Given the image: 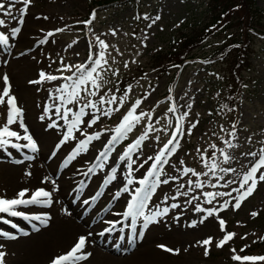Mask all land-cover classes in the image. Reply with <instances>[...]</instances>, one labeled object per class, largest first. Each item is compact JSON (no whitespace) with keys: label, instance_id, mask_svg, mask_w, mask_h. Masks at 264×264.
Instances as JSON below:
<instances>
[{"label":"rangeland","instance_id":"374dc122","mask_svg":"<svg viewBox=\"0 0 264 264\" xmlns=\"http://www.w3.org/2000/svg\"><path fill=\"white\" fill-rule=\"evenodd\" d=\"M0 1L14 11L13 16L3 20L4 24L0 25V33L18 28L22 23L19 35L14 43L17 53L15 51L11 52L12 55L14 54L12 57L18 55L17 59H10L7 62V67H0V73H8L16 86L20 83L21 87L24 88L20 91L15 88L17 90L16 95L22 102L25 111L27 110L25 114L26 121L29 124L31 122V131L41 146L40 151H32L31 153L18 142L23 148V155L11 146L7 148L0 147V152L5 153V157L2 158L5 160H0V197L8 199L15 198L20 190L31 186H38L37 189H47L46 185L49 177L46 176L47 172L44 171V165L39 162L38 158L44 148L41 143V135L50 137V142L47 145L48 150L45 149L42 153V156L47 155L45 160L48 159L49 161H52L55 157L48 156L51 143H54L55 138L59 137V135L52 136L53 129L51 130L50 125V131L43 129L44 112L33 107L32 104L49 83L54 86V84L62 85L65 81L48 82L45 80L28 86L24 84L28 83L29 80L36 81L34 79L40 71L60 76L61 72L57 70L63 68L65 64L73 65L83 62L87 67H91L92 61L88 59L89 50L92 49L97 53L103 51L104 60L107 63L102 61V67L97 69L102 77L98 81L100 89L97 95L86 96L84 92H81V96L85 100L97 101V107H101L98 103L101 95L107 94V99L115 94L119 98L112 86L113 81L137 73V69L144 66L151 52L168 46L171 42L172 31L180 27L185 19L196 20L199 18L204 4V0H142L143 5L145 4L148 9L143 13L138 27L133 30L131 27L132 8L127 6L120 12H113V9L107 7L102 9L100 4H105L110 0H31V4L27 6L23 4V0ZM254 4L256 7L262 8L264 0H254ZM84 18L89 19L91 23L81 25ZM102 26L106 29H102ZM57 29L62 31H57ZM113 31H115V35H113ZM49 32H52L53 35L48 36ZM42 40L44 43H41ZM100 40L108 45L106 49L102 48L99 43ZM2 60L4 59L0 56V63ZM250 61L252 70L248 76L251 77V80L247 82L244 89L246 91L245 93L242 92L237 112L232 118L223 117L216 109V95L220 87L218 80L206 78L202 69L190 63L180 70L172 82H168L166 74L157 79L152 72L141 79L135 80L123 91L122 106L119 99L116 104L104 106L105 109L119 107L120 110L111 112L108 116L98 112L95 113L100 116V119L92 127H87V121L92 118L94 110L85 109L87 115L83 117L84 124L80 126L84 132L93 134L108 131L110 132L108 136H111L114 133L110 130L116 127L133 103L138 99L141 100L142 103L137 108V114L143 112L146 115L131 132L111 146L109 150L110 155L123 153L127 145L133 143L145 131H148L150 125L151 130L148 131L147 137L132 154L133 159L139 157L140 163L148 156H155L153 154L158 153L163 148L164 144L176 131L178 122L183 130L177 137L180 141L177 150L169 156L168 166L162 167L161 179H168L169 183L158 188L156 193L160 196V199L156 194H151L148 207L145 209H149L157 200L158 202L166 201L165 206L170 202L178 205L184 203V206L180 208L182 209L180 212L186 214L188 210L194 211L196 215L190 212L191 218H201L203 220L202 227H207L208 230L214 226L217 228L213 229V234H209L205 228L190 233L188 241L183 247L180 244L177 249L171 252L164 251L161 253L160 249L156 250L154 246L151 251L158 252L157 256L159 258L156 264H264V261L251 262L232 259L234 255L241 257L264 256V239H262L264 238V181L258 182L252 194L240 202L239 209L233 208L236 203L233 197H239L240 195L239 192L233 191V189L239 188V181L250 166L249 161L253 160L252 157H245L243 154L259 152L264 149V41L256 44L255 53ZM125 64H127V67H125ZM212 67L218 69L217 66ZM70 74L69 72H63V75ZM3 86L4 82L0 78V91H2ZM82 87L91 90L90 84H85ZM145 96H147V99H144ZM83 102L82 100L81 103ZM4 104L0 105V112L4 110ZM68 107H72L73 111L77 110L74 105H68ZM169 107H175L176 111L168 112ZM183 113H188V115L181 120L180 117L183 116ZM30 115H32L31 121L28 119ZM34 115L40 116L37 123H33ZM149 116L152 119H149ZM69 119H71V114ZM193 124L196 125L194 128L192 127ZM189 129H191L190 134ZM232 132L235 133V138L229 135ZM77 133L80 132L74 131L73 135ZM227 140H230L237 147H227L224 143ZM17 141L14 140L11 143L16 144ZM70 144V141H67L65 147ZM212 145L216 147L213 148ZM220 149L233 157L229 163H223ZM32 156L33 158H28ZM12 157L17 159L15 163L10 162ZM167 157L166 155L165 158ZM181 160L184 161L183 164H180ZM213 163H218L220 168L231 167L236 171L225 174L217 169L216 174L213 175L210 171V166ZM5 166H13L16 169L6 168ZM185 168L192 169L196 175H193V172L185 174L183 171ZM261 171H264V169H261ZM67 172L68 167L60 174L57 181L65 174L69 175ZM26 173H31V175ZM204 173H207V175H204ZM49 176L53 177L50 174ZM173 177L175 179H172ZM218 177H224V179H218ZM188 178L199 180L202 187L196 188L197 182H193ZM85 180L86 184L82 185V188L85 186L88 189L93 186L94 182L88 180V176H85L83 181ZM188 181L192 183L189 184ZM227 181H235V183L225 186ZM68 184L72 191L76 188L75 183L72 186L69 182L66 185ZM181 184L184 185L183 188L180 187ZM213 184L217 187H213ZM97 185L96 182L95 187L90 190H96ZM212 189L217 190L214 194L231 192L232 195L223 197L217 195L214 199L210 198L212 203L209 205L205 202L209 197H205L203 193L212 192ZM183 193H187V195H183ZM28 196H30L29 192ZM183 196L189 198L188 201L191 202H185L186 198ZM172 197H175V199ZM193 197H196V199H193ZM170 198L172 199L170 200ZM198 200L201 201L200 206L202 208L211 207L214 214L209 217L207 212L197 213L195 205L199 204ZM225 201H227V204H225ZM217 202L221 205L216 206ZM124 207H126L125 204H120L114 207L113 211L112 207L111 210L109 208L110 213H107L108 216L104 219L103 226H111L122 220L123 210H125L122 208ZM48 208L53 212L58 207L54 203ZM216 209L220 210L217 212ZM252 212H256L257 215L253 217ZM201 219H197L198 224H200ZM220 219L225 221L224 231L221 230ZM215 221L217 224H215ZM84 224H87L90 230L96 228L89 221ZM100 225L98 224L97 227L101 228ZM217 231L220 233H217ZM207 233L212 238V243L209 245L197 243L202 241ZM229 233L235 235L222 247H217V244ZM160 234L156 237L158 239L157 246L159 242L167 243L168 234ZM162 236L165 238L160 240ZM34 237L33 235L28 240L30 241ZM24 243L25 240L17 245L6 244L7 247L0 249V251L6 253L5 264H49L54 256L65 253L71 248L64 245L39 250L32 246L33 243ZM197 246V250L193 249ZM206 248L208 250L207 255H205ZM174 253L175 255L170 257ZM109 264L113 263L109 262Z\"/></svg>","mask_w":264,"mask_h":264},{"label":"snow or ice","instance_id":"6c2138e0","mask_svg":"<svg viewBox=\"0 0 264 264\" xmlns=\"http://www.w3.org/2000/svg\"><path fill=\"white\" fill-rule=\"evenodd\" d=\"M24 5H30L31 0H23ZM0 8H3V5L0 4ZM47 19V17H45ZM159 19V17H157ZM87 23H91V21H88ZM4 21L0 20V25H3ZM151 27V25H149ZM20 31L19 28L12 29V34L15 35ZM57 31H62L61 29H57ZM115 31H113V35H115ZM48 36H52L53 33L49 32L47 34ZM99 39V38H97ZM8 38L0 34V43L6 44ZM41 43H44L42 40ZM100 45L103 49H106L108 47L107 44L103 40L99 41ZM88 59L92 61V66L87 67L85 63H79V64H73V65H67L65 64L63 68L58 69L57 71L61 72L60 76L51 75L46 73L45 71L39 72V79L36 81H30V83H40L42 81H56V80H63L65 83L58 86L56 91L60 93V96L57 97L59 99L60 104L55 107V111L59 119H62L65 124L67 125V132L64 134L63 139L56 145L57 148H59L62 144L66 143L69 140H75L76 137L73 135L74 131L80 132L82 136H84V139H80L76 145V147L73 149V153L70 154V158L74 159L76 155H79L81 152L88 151L89 145L94 140L100 139L102 132H96L93 134H88L84 132L83 128L80 127L82 124H84L83 117L87 115L85 112V109H92L93 114L92 118L87 121V127H92L97 123V121L100 119L99 115H96L95 113H101L104 116H108L111 112L119 111V107H108L104 108L105 105L111 106L113 104H116L118 99L119 103L122 106L123 104V98H118L115 94H112L109 98L106 99V95H101L99 97V105L101 107H97V101L93 100H85L84 97L81 96V92H84L86 96H96L99 89L100 84L98 83L99 80L102 79L100 73L97 71L98 68L102 67V61L104 63H107L106 60H104V52L100 51L99 53L95 52L94 50H89ZM125 67H127V64H125ZM75 69V71H73ZM63 72H69L70 75H63ZM79 73V75H77ZM95 74V75H94ZM115 74V73H114ZM2 80L4 82V86L2 88V91H0V105L7 103L8 111L6 116V123L3 127H0V147L7 148L9 146L19 148L20 145L12 144L11 140L12 138L15 139H21L28 141V144L24 145V147H30L33 152L37 150L36 142L33 140L31 135H24L23 137L20 136V134L16 131L11 130L9 127L10 125H13L14 123L19 120V127L22 129H25V125L22 120L23 111L22 109L17 105L16 103V97L12 96L11 93V85L9 83V77L5 74L2 77ZM85 84L91 85V90L85 89L82 86ZM5 98L7 100L5 101ZM144 99H147V96L144 97ZM84 101L81 103V101ZM142 103L141 100H137L135 103L132 104L129 111L122 117L121 121L116 125V127L110 131H112L114 134L110 136L107 143L104 145V150L99 151L97 156L95 157L96 167H99L103 169L104 163L108 162L109 157V150L111 149V146L118 143L121 139H123L127 133L131 132L132 129L140 123L141 119L146 115L145 113L141 112L137 114V108ZM68 105H74L77 110L73 111L72 107H68ZM191 107V105H189ZM47 111V109H45ZM175 107H169L168 112H175ZM71 114V119H69V116ZM188 113H183V116L180 117L182 120L184 117H186ZM43 119V117H41ZM149 119H152L151 116L148 117ZM198 123V121H197ZM51 127H56L57 125L53 123L50 125ZM196 125L193 124L192 127L194 128ZM151 130V126H148V131ZM148 131H145V133L138 137L133 143L126 146L123 153H121L118 157L119 161H126V167L128 169V178L126 179V184L120 189V191L127 192L128 191V185H131L133 183L132 173L136 170L133 168V165L137 164V160L132 158V154L140 147L143 140L147 137ZM183 130L179 126V122L177 123L176 131L172 134V137L167 141L166 144H164L163 148L160 149V151L155 156H148L147 159L143 161V163H140L138 165L139 168H143L144 164H147L148 161H152L149 168L146 171V174L137 180L136 182L140 185V187L135 189V194L132 195L131 199L127 202L126 210L123 213V216L128 218L130 217L133 222L136 221L137 218L143 217V220L145 224L148 222L154 221L156 217L161 215H166L168 213V208L164 207L161 210H157L151 215H146L144 212V209L148 207V201L151 198V194L154 193L158 186L160 185H166L169 183L168 179H161L162 175V167L164 165L169 164V160L166 159L167 156H171L175 153L177 150L180 141L177 139V137L180 135V133ZM191 129L188 130L190 134ZM230 136L235 138V133H229ZM251 139V138H249ZM227 147L229 148H235L237 145L233 144L230 140H227L224 142ZM213 148H215V145H212ZM221 155L223 156V163H229L233 157L230 156L228 153H226L223 149L219 150ZM55 154V153H53ZM245 157H252L253 160L249 161V167L246 171V173L243 175L242 179L239 181V188L233 189V191H237L240 193L239 197H233V200H236V203L233 205L234 209H239L241 206V201L246 199L247 196L251 195L252 192L255 190L257 183L260 181H264V171H261V169H264V149H261L259 152H248L243 154ZM258 157V158H257ZM31 159L32 157H28ZM101 160H103V163H99ZM184 161L181 160L180 164H183ZM217 169L219 171L224 172L225 174L230 172H235L236 170L228 167V168H220L218 163H213L210 166V171H212L213 175L216 174ZM184 173L187 174L189 172H193V175H196V173L189 168H185ZM88 172H93V168H89ZM116 167L110 168V175L105 177L104 183H110L112 180L116 179ZM27 175H31V173H26ZM259 174V175H257ZM204 175H207V173H204ZM47 179V178H46ZM172 179H175L173 177ZM218 179H224V177H218ZM43 183V181H42ZM189 184H191V181H188ZM235 183V181H227V184ZM216 185H213L215 187ZM181 188L184 187L183 184L180 185ZM196 188L202 187L201 184L197 183L195 185ZM28 189H22L20 190L15 198H3L0 197V213L8 214L11 216L16 217H22L25 219H33V220H39L43 224H47L48 217L45 214L44 218L42 219L39 215H33L31 217L27 216L25 213L21 211H16L15 209L19 206H26L31 204H43V205H50L52 203L51 200V192L46 191L43 188H38L30 196H28ZM52 191H56L55 188H53ZM120 191L116 193V196L118 197L120 194ZM101 195V193L97 192L95 196L91 197L90 199L92 201H95V199ZM183 195H187V193H183ZM205 197H209L214 199L215 196H231V192H220V193H212V192H205L203 193ZM27 197V198H25ZM175 199V197H172ZM193 199H196V197H193ZM212 199H208L205 202L209 205L212 203ZM190 203L191 201H186ZM85 204L89 203V200L84 201ZM225 204H227V201H225ZM172 208H177V204H172ZM220 209H216L215 211H219ZM195 211L204 213L207 212V215L210 217L214 214V210L209 208H202L200 204L195 205ZM251 215L255 217L257 215L256 212H252ZM203 222V221H201ZM219 224L221 226V230L224 231L225 228V221L223 219L219 220ZM13 227H17L16 225H12ZM194 226V225H193ZM38 230V229H37ZM105 232L108 231V229L104 230ZM26 234V233H25ZM104 233L101 232L99 235H103ZM92 233H89L88 236H91ZM234 233H229L225 235V237L220 241L219 244H217V247H222L229 239L234 236ZM0 236H3L7 239H16L15 235H12L7 232H0ZM88 236L81 235L78 237L77 241L74 243V245L65 253L59 254L54 256L49 264H77L80 260H86L91 253L85 252L84 248L85 245L88 242ZM264 239V238H262ZM197 243L202 245H209L212 243V238L209 237L207 239H204L203 241H198ZM4 247L3 244H0V249ZM158 247L163 248L166 251H174L173 249H169L164 245H158ZM178 251V250H175ZM233 251H235L233 249ZM208 254L207 248L205 249V255ZM5 256L6 253L4 251H0V264H5ZM233 260L236 261H264V256H239L234 255L232 257Z\"/></svg>","mask_w":264,"mask_h":264},{"label":"bare ground","instance_id":"6f19581e","mask_svg":"<svg viewBox=\"0 0 264 264\" xmlns=\"http://www.w3.org/2000/svg\"><path fill=\"white\" fill-rule=\"evenodd\" d=\"M16 87L18 88V91H20V89H24L21 87L20 83H18ZM55 124L57 126L52 127L53 130L51 129L52 136L53 135L58 136L64 130V128L60 124H57L56 122ZM109 133L110 132L107 131L103 133L106 136L101 135L100 139L92 141L91 146L88 147V151L81 152L79 155H76L74 159L70 158V154L73 153V149L64 150L62 147H60L57 152V154L63 155V157L61 158V159L63 158L65 159V163L63 167L64 166H65L64 168L68 167L67 173H69L68 176L70 177V180L72 179V181L73 179H75V177L77 176L80 170L88 171L89 168H93V172H88V173L92 175V178H94L98 184L96 186V190L94 191L90 189L83 190L82 186L77 185L76 188L72 191L69 188V184L66 185L68 181L65 179V175L62 176V178L59 181L55 182V184L49 183L50 187H48L46 191L51 192V200H52L51 204L55 203V205L58 207L57 210L56 211L53 210L52 212L51 209L48 208V206H50L51 204L45 205L46 207L45 210H40V209L33 210V212L40 214L42 216V219L46 214L48 217L47 224L45 225L38 220L36 222V228L38 230L36 229L34 232H29L25 239H17L16 242L9 243L10 245H17L19 242L25 240V243H29V244L33 243L32 246L39 250H45L49 247L54 248V246L58 247L64 245L72 247L74 243L77 241L79 236L81 235L88 236L89 233H92L91 236H88V242L84 248V251L91 253V255L86 260L78 261L77 262L78 264H109V262L113 264H151V263L156 264L159 261V258L157 256L158 252L151 251L152 248L155 246L156 250L158 248H160L163 252L166 250H164L161 247H157L158 239H156V237L161 235L160 234L161 231L159 228H157L155 221H151L145 224L143 218H141L143 224L147 225L148 228L147 229L144 228L142 229V231L130 232V234H126V235L123 234H121L120 236L114 235L108 233V231L104 232L103 235L98 234L101 228L97 227V225L95 224L98 223L99 216L103 213L104 210H107V208H110V206L113 204L127 205V202L131 199L132 195L135 194V189L140 187V185L136 181L142 178L146 174V172H143V174H140V176H136L137 180L131 185H128L127 192H123L120 191V189H122V187L126 184V176H127V172H125V169H127L126 161L117 162V157L114 156L108 158V162L104 163V167H103L104 171L103 169L96 167V163L98 162L95 161V157L97 156L99 151L104 150V143L106 141L105 139H108L107 137ZM41 137H42L41 143L44 146L42 153H44L45 149L48 150L47 145L50 142V137H46L45 135H41ZM13 148L19 151L17 148L15 147ZM42 153H40L38 157L40 160L39 162L44 165L45 170L47 172L45 173L48 175L50 174L52 176L53 175L52 170L54 168L55 161L56 159H58V157L55 155L54 159L52 161H49L48 159L45 160V157L47 155L45 154L44 156H42ZM48 156L50 157V154H48ZM16 161L17 159H14L13 157L12 159H10L11 163H15ZM99 163H103V160H101ZM5 167L10 169H16V167L13 166H5ZM108 167L117 168V172L115 174L116 179L112 180L110 183L105 184L104 183L105 177L111 174L109 172L110 170L107 169ZM74 183L75 182L73 181L72 184ZM160 186H158V188ZM53 188H55L56 191H52ZM158 188L154 193L158 191ZM27 189L29 190L28 192L31 195L32 192L36 190V186H31L28 187ZM118 191H120V194L117 197L116 193ZM97 192L101 193V195H99L95 199V201H92L90 198L95 196ZM85 200H89V203L85 204L84 203ZM166 203H167L166 201L158 202L157 200V202H154L149 209H144V212L146 215H151L157 210L162 211ZM89 206L93 207L91 212L92 214L90 215L89 213H87ZM64 214L78 220L79 222L83 221V219H85V217L89 215L86 221L91 222L92 225L95 226L96 228L94 230H89L85 232L77 230L76 227H74L67 221L65 220L63 221ZM161 216H158L156 218H159ZM175 223L177 224V222ZM180 225H182V222L174 227L171 234H168L167 243L161 245H164L167 248L173 250L177 249L178 245L180 244L181 247H183V245L188 241L189 234L194 233L198 230L197 225L199 224L198 221L195 220L193 222H189L188 226L186 227H181ZM33 235L35 237L29 241L28 239ZM26 240L28 241L26 242ZM115 254H117V256H113Z\"/></svg>","mask_w":264,"mask_h":264},{"label":"trees","instance_id":"16d2710c","mask_svg":"<svg viewBox=\"0 0 264 264\" xmlns=\"http://www.w3.org/2000/svg\"><path fill=\"white\" fill-rule=\"evenodd\" d=\"M250 1L252 2V0H211L199 23L179 28L172 49L164 54L157 53L153 57L152 67L163 68L164 63L170 62V59L179 63L180 59L182 61L184 57L192 56L211 39L214 42L210 52L211 57L221 59L226 56L224 63H220L222 67H226L222 70L223 74H228L229 77L237 76L238 79L240 72H247L250 69L248 59L252 50L249 48H254L255 36L249 33L254 32L258 36H264L261 35L259 23L261 13L250 9ZM135 5L138 3L135 2ZM256 25L258 32L255 29ZM205 52L208 53V50Z\"/></svg>","mask_w":264,"mask_h":264}]
</instances>
